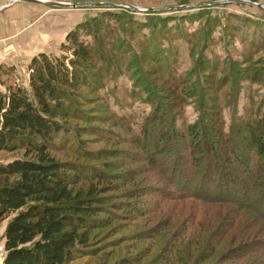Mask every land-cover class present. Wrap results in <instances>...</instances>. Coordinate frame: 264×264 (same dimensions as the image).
Listing matches in <instances>:
<instances>
[{
    "label": "trees",
    "instance_id": "1",
    "mask_svg": "<svg viewBox=\"0 0 264 264\" xmlns=\"http://www.w3.org/2000/svg\"><path fill=\"white\" fill-rule=\"evenodd\" d=\"M112 16L120 26L117 14L107 12L89 23H79L76 30L66 34L65 40L73 44L69 49L71 58L51 57L43 52L32 57L28 65L29 91L8 86L6 93L0 95V153L23 151L21 157L0 161V223L12 215L4 229L2 264H68L77 248L87 243L89 231L102 225L96 217L106 212L103 202L94 189H84L80 184L102 182L109 176L84 167L82 172V168L56 159L52 151L58 149L56 141L60 135L62 139L65 120L73 114L78 102L74 99L81 97L77 90L89 84V74L93 75L90 70L118 75L120 72L112 73L111 68L118 70L122 60L130 66L126 71L134 78L133 86L144 92L145 101L150 104V113L130 140L131 150L124 149L123 153L132 163L144 162L141 172L155 176L149 178L150 183L162 184L150 187L147 194L160 197L157 207L191 200L200 207L215 208L210 213L201 209V215L184 216L185 211H181L183 218L177 227L172 225L171 213H161L158 223L172 229L167 230L164 260L168 264L189 263L191 245L198 251L200 244L193 233L195 227L205 231L211 227L204 249H210V254L221 249L222 264H264V113L238 122L226 133L217 105L203 92L195 104L198 118L185 129L177 128L175 122L182 117L185 99L196 96L197 85L187 86L185 79L179 81L169 66L161 39H151V47L142 55L131 51V45L126 49L128 58L119 55L122 49L116 43L121 39L117 28L110 24ZM165 28L159 26L160 32H165ZM80 29L94 38L99 36L98 50L78 40L76 32ZM106 33L112 34V39ZM95 57L101 58L103 65H89ZM144 59L156 64L157 70L160 68L158 79L167 86L160 87L161 95L145 76H150V70L138 76ZM162 61L167 62L166 67L160 64ZM233 66L229 69L233 72L230 81L237 85L246 75L237 65ZM208 68L202 67L200 73L204 76ZM227 75L224 73L223 77ZM227 82L228 79H220L217 87ZM183 89L186 97H181ZM82 156L96 160L101 154L83 151ZM151 211H140V215ZM207 256L200 254L194 264L212 255Z\"/></svg>",
    "mask_w": 264,
    "mask_h": 264
},
{
    "label": "rangeland",
    "instance_id": "2",
    "mask_svg": "<svg viewBox=\"0 0 264 264\" xmlns=\"http://www.w3.org/2000/svg\"><path fill=\"white\" fill-rule=\"evenodd\" d=\"M53 1L76 3L77 6L53 5ZM107 12L115 13L121 19L118 27L116 17L109 20L121 39V43H116L118 49H122L119 55L129 57L127 45H131L135 54L142 55L151 47V39H161L169 66L179 76V81L185 79L187 86L197 85L196 96L185 99L182 117L175 122L177 128L185 129L198 118L195 104L200 102L203 92L217 105L226 133L238 122L264 113V0H49L47 3L0 0V95L6 93L8 86L29 91L31 70L28 65L32 57L43 52L51 57L71 58L69 49L73 44L65 40L66 34L76 30L79 23H89L92 18ZM128 20L131 21L127 23ZM161 25L166 27L163 33L159 29ZM76 33L79 41L98 50L99 36L94 38L83 29ZM105 35L112 39V34ZM94 59L89 65H103L101 58ZM160 64L167 66L165 61ZM233 65L246 75L237 85L230 81L233 72L229 69ZM202 67H209L204 76L200 73ZM129 68L127 61L123 63L122 60L118 70L111 68L112 73L120 72L118 75L108 76L103 70H90L92 82L77 90L81 97L74 99L78 102L73 114L65 120L62 139L60 135L56 141L58 149L52 151L56 159L82 168V172L84 167L109 176L102 182L92 180L80 184L84 189L89 187L96 191L106 212L97 215L96 221L102 225L89 231L87 243L77 248L68 264H168L164 260L167 255L164 248L169 238L167 230L172 229L169 226L165 229L158 223L161 213L164 216L171 213L172 225L177 227L183 218L181 211L187 216L190 213L201 215V209L209 213L210 209H215L213 205L200 207L191 200L157 207L160 197L148 195L147 190L162 184L149 182V178L155 176L141 172L144 162L132 163L131 158L123 155L124 149L131 150L130 140L137 135L144 117L150 113L144 92L133 86L134 78L126 71ZM147 70H150V76H145L157 86L161 95L160 87L167 89V86L158 79L160 68L157 70L156 64L144 59L138 76ZM224 73L228 75L223 77ZM220 79H228V82L217 87ZM184 91L181 97H186ZM165 101L168 103L170 99ZM206 105H210L209 102ZM83 151L101 156L96 160L85 159ZM22 154L23 151L1 152L0 161H9ZM203 188L208 187L203 185ZM152 202V207L145 209ZM149 209H152L150 214L140 215V211ZM11 217L0 223V242L4 240V229ZM195 229L193 233L200 244H197L198 251L191 245L193 254L187 264H194L200 254L212 256L202 262L197 260L195 264H222L219 261L221 249L216 254L204 249L212 228L209 227V231L201 227ZM3 254L0 250V260Z\"/></svg>",
    "mask_w": 264,
    "mask_h": 264
},
{
    "label": "water",
    "instance_id": "3",
    "mask_svg": "<svg viewBox=\"0 0 264 264\" xmlns=\"http://www.w3.org/2000/svg\"><path fill=\"white\" fill-rule=\"evenodd\" d=\"M26 1H34V2H37L36 0H26ZM239 1H241V0H239ZM48 1H46V3H47ZM96 4H102V3H96ZM53 5H60V6H71V7H73V8H75L76 6H77V4L76 3H69V2H64V1H53ZM115 5H117V6H119V7H122V5H120V4H117V3H115ZM132 8H136V7H134V6H132ZM170 8H172V7H170ZM150 10H152V9H150Z\"/></svg>",
    "mask_w": 264,
    "mask_h": 264
},
{
    "label": "built area",
    "instance_id": "4",
    "mask_svg": "<svg viewBox=\"0 0 264 264\" xmlns=\"http://www.w3.org/2000/svg\"><path fill=\"white\" fill-rule=\"evenodd\" d=\"M0 250H2V252L4 253L2 255V260H0V264H2L4 258H5V250H4V245H3V242H0Z\"/></svg>",
    "mask_w": 264,
    "mask_h": 264
},
{
    "label": "crops",
    "instance_id": "5",
    "mask_svg": "<svg viewBox=\"0 0 264 264\" xmlns=\"http://www.w3.org/2000/svg\"><path fill=\"white\" fill-rule=\"evenodd\" d=\"M45 1H47V0H45ZM23 9H26V7H23ZM45 11L47 12L48 10L47 9H45ZM69 28H71V26L69 25ZM40 43V42H39ZM38 43V44H39ZM36 43H34V44H31V45H35ZM45 47V45L42 47V48H40V49H43Z\"/></svg>",
    "mask_w": 264,
    "mask_h": 264
},
{
    "label": "bare ground",
    "instance_id": "6",
    "mask_svg": "<svg viewBox=\"0 0 264 264\" xmlns=\"http://www.w3.org/2000/svg\"><path fill=\"white\" fill-rule=\"evenodd\" d=\"M37 2H40V3H42V2H46L45 0H36ZM47 1H49V0H47Z\"/></svg>",
    "mask_w": 264,
    "mask_h": 264
}]
</instances>
